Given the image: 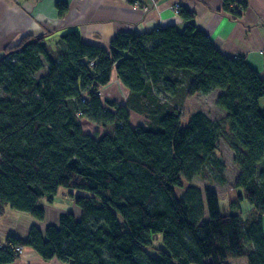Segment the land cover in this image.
Returning <instances> with one entry per match:
<instances>
[{
  "label": "trees",
  "instance_id": "obj_1",
  "mask_svg": "<svg viewBox=\"0 0 264 264\" xmlns=\"http://www.w3.org/2000/svg\"><path fill=\"white\" fill-rule=\"evenodd\" d=\"M61 15L66 5L57 3ZM239 16L246 0H224ZM186 22L145 32H120L109 46L63 32L53 50L27 35L0 57V216L6 207L44 220L41 200L60 189L80 209L60 214L45 231L0 240V264L17 248L66 264H264V77L243 56L224 54L179 7ZM116 72L125 102L101 96ZM216 91L223 115L181 105ZM162 95L168 102L163 101ZM131 110L146 116L133 125ZM81 118L101 126L94 134ZM111 126V129H106ZM225 143L238 168L235 188L254 207L243 219L223 214L216 190L189 185L210 170L226 182L217 153ZM162 239L161 246L154 241ZM155 249V255L150 249Z\"/></svg>",
  "mask_w": 264,
  "mask_h": 264
},
{
  "label": "crops",
  "instance_id": "obj_2",
  "mask_svg": "<svg viewBox=\"0 0 264 264\" xmlns=\"http://www.w3.org/2000/svg\"><path fill=\"white\" fill-rule=\"evenodd\" d=\"M246 1L247 7L237 16L225 9L224 0H0V57L27 35L44 36L49 47L56 50L62 47L58 42L60 35L72 29L79 31L84 41L108 47L120 32H145L172 24L183 28L186 22L175 10L178 4L193 13L191 21L209 35L221 52L245 57L264 77V0ZM61 2L66 5L62 15L57 6ZM116 82L122 84L113 71L111 82L103 86L105 95H118ZM124 90L128 97V89ZM260 107L264 109V98ZM68 193L60 189L52 202L41 200L46 209L44 220L6 207L0 216V240L9 235L26 238L33 225L45 231L49 224L58 223L64 211L79 217L80 209ZM9 264L66 263L57 258L44 260L31 247H24L23 254Z\"/></svg>",
  "mask_w": 264,
  "mask_h": 264
},
{
  "label": "rangeland",
  "instance_id": "obj_3",
  "mask_svg": "<svg viewBox=\"0 0 264 264\" xmlns=\"http://www.w3.org/2000/svg\"><path fill=\"white\" fill-rule=\"evenodd\" d=\"M118 84V82H116ZM119 89H117L118 95H115V97H111L108 95H105L103 91V87L100 88V93L102 92L103 99L105 98H111L115 99L118 102H125L127 99V92H125L124 86L122 84H118ZM216 91H213L210 94H201L197 93L193 96L187 97L183 104L181 105V126H186L190 115L195 110H203L206 112L210 117L212 118H219L223 115L222 110H220L216 103ZM163 101H167V98L162 95ZM172 104V102H168ZM132 111V110H131ZM82 119V118H81ZM131 123L133 125H139V124H146L148 122L145 115L136 113L134 111L131 112ZM83 123V129H88L92 134L95 132H102L104 129L101 126H98L96 124H93L89 122L88 120L82 119ZM91 123V125L89 124ZM112 127L109 126L106 129H111ZM218 155L220 156L221 160L225 164V177L226 182L221 183L219 180V176H216L214 173H212L210 170H206L202 175L196 176L191 181L182 178V185L176 188V194L177 196H182L185 189L189 185H194L202 189L203 191L206 188H212L217 191L219 196V203H220V209L223 214L227 213H239L243 219H247L254 215L255 210L254 207L249 204V202L242 197V190L235 188L234 183L238 176V168L233 162V152L232 150L223 142L219 144V149L217 150ZM68 191V190H67ZM80 216V215H79ZM162 245V239L161 237L154 241V246H161ZM24 250V248H23ZM150 253L152 255L157 254L155 249H150ZM23 254V251L21 252ZM20 254V255H21ZM231 264H248V261L245 257L230 259Z\"/></svg>",
  "mask_w": 264,
  "mask_h": 264
},
{
  "label": "built area",
  "instance_id": "obj_4",
  "mask_svg": "<svg viewBox=\"0 0 264 264\" xmlns=\"http://www.w3.org/2000/svg\"><path fill=\"white\" fill-rule=\"evenodd\" d=\"M175 10H176L177 12H179V5H178V4L175 6ZM17 249L19 250V252H20V254H21V252L23 251V248H17Z\"/></svg>",
  "mask_w": 264,
  "mask_h": 264
}]
</instances>
